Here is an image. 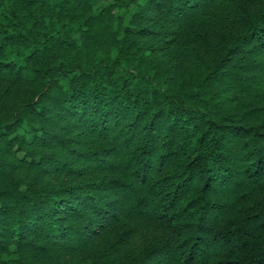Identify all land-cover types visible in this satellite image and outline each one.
I'll list each match as a JSON object with an SVG mask.
<instances>
[{
  "label": "trees",
  "instance_id": "16d2710c",
  "mask_svg": "<svg viewBox=\"0 0 264 264\" xmlns=\"http://www.w3.org/2000/svg\"><path fill=\"white\" fill-rule=\"evenodd\" d=\"M0 80L2 264H264V0H0Z\"/></svg>",
  "mask_w": 264,
  "mask_h": 264
},
{
  "label": "rangeland",
  "instance_id": "374dc122",
  "mask_svg": "<svg viewBox=\"0 0 264 264\" xmlns=\"http://www.w3.org/2000/svg\"><path fill=\"white\" fill-rule=\"evenodd\" d=\"M182 29L186 28L183 27ZM186 44L189 45L190 41L186 40ZM5 82L6 81L0 80V109H3L4 104L8 103L10 99L12 100L15 98V94L13 92L6 91ZM256 90L258 92L260 91L259 89ZM13 150L15 151V154L8 153L5 151L3 144L0 142V189L14 184L22 186L27 184L37 185L45 180L51 179L56 181L63 177L58 173H46L47 171L45 169L34 170L28 165L33 157H38V151L43 152L41 149L30 146L20 149L19 145L15 144L13 146ZM80 179V177H77L76 180H74V183L80 181ZM5 233L1 236L5 237L4 242L11 243V238ZM28 249L29 251L25 255V259L30 264H74L77 260V257L70 251H38L35 246H30ZM0 264H2L1 261Z\"/></svg>",
  "mask_w": 264,
  "mask_h": 264
}]
</instances>
